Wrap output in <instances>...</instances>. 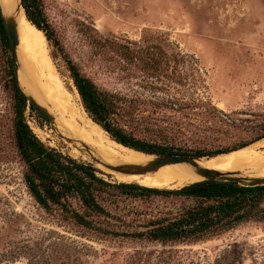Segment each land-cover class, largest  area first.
I'll return each instance as SVG.
<instances>
[{"label":"rangeland","instance_id":"374dc122","mask_svg":"<svg viewBox=\"0 0 264 264\" xmlns=\"http://www.w3.org/2000/svg\"><path fill=\"white\" fill-rule=\"evenodd\" d=\"M39 3L57 78L44 80L45 73L32 68L36 83L25 82L24 93L37 103V97L46 104L71 98L82 115L67 70L70 61L111 97L118 125L162 147L169 153L164 155L194 157L264 138V0ZM9 59L11 51L0 42V264H264V221L197 243L133 236L155 221L178 217L193 200L134 198L110 189L99 196L106 215L88 216V227L57 207H40L26 188V168L14 144ZM24 119L45 146L92 167L103 181L120 184L94 166L97 161L70 157L71 143L36 111L27 107ZM74 208L89 215L75 202Z\"/></svg>","mask_w":264,"mask_h":264},{"label":"trees","instance_id":"16d2710c","mask_svg":"<svg viewBox=\"0 0 264 264\" xmlns=\"http://www.w3.org/2000/svg\"><path fill=\"white\" fill-rule=\"evenodd\" d=\"M21 4L27 20L51 42L39 0H21ZM0 42L5 50H10L1 8ZM7 67L14 101L13 138L16 151L26 168L24 183L31 197L44 210L57 207L78 225L88 227L92 224V219L89 220L88 216L106 215L99 203V196L110 189L134 198L163 196L195 201L193 207L178 217L155 221L147 230L133 235L137 239L159 243H197L219 236L243 223L264 221V186L242 187L232 182L202 181L178 190H165L126 183L111 185L103 181L94 171L45 146L33 134L26 124L24 112L27 107L33 112L35 109L27 103L19 88L10 59ZM67 70L85 112L112 140L147 154H169L164 153L162 147L139 140L121 128L114 119L115 106L111 97L100 91L70 61H67ZM246 146L249 145L209 153L198 152L192 158L216 156ZM74 202L89 215L76 210Z\"/></svg>","mask_w":264,"mask_h":264},{"label":"bare ground","instance_id":"6f19581e","mask_svg":"<svg viewBox=\"0 0 264 264\" xmlns=\"http://www.w3.org/2000/svg\"><path fill=\"white\" fill-rule=\"evenodd\" d=\"M0 8L5 20L12 21L16 25L18 47L15 54L18 67V84L22 91L25 92V82L27 83L30 79L33 80L31 77L33 67L45 73L43 75L44 80L45 77L56 80L57 74L48 55L46 39L43 33L27 20L23 9L20 7V0H0ZM34 82L36 83V81ZM70 99L65 100V102L59 100V102L50 104L47 102L46 104V100L44 101L40 97L36 98L40 105L44 107L47 105L48 109L45 108L53 115L51 130L57 136L59 135L71 142L68 154L70 157L82 159L84 162L97 160L94 166L110 174L115 181L120 183L178 190L203 180V177L196 174L194 167L188 164L167 165L157 171L142 175L122 174L106 169L104 166L145 167L155 157L144 155L114 142L86 116L81 104L82 115L78 116L79 111L75 112V106ZM194 163L199 169H206L222 175L235 174L237 177L250 180L264 178V138L239 150L219 154L216 157L197 159Z\"/></svg>","mask_w":264,"mask_h":264},{"label":"water","instance_id":"95a60500","mask_svg":"<svg viewBox=\"0 0 264 264\" xmlns=\"http://www.w3.org/2000/svg\"><path fill=\"white\" fill-rule=\"evenodd\" d=\"M20 7L23 9V6L21 4V0H20ZM23 11H24V9H23ZM24 14H25V11H24ZM2 17H3V15H2ZM25 17H26V15H25ZM3 24H4L5 32L7 35L9 48L11 51L12 67L14 70L16 82L18 84V76H17L18 67H17L16 54H15L16 49L18 47V35H17L16 25L12 21H6L4 17H3ZM18 86H19V84H18ZM19 88H20V86H19ZM22 93L25 95L27 103L29 105H32L34 107L35 111L37 112V114L41 117V119L51 127V124L53 123V115H51L43 106L38 104L32 97L26 95V93H24L23 91H22ZM59 137H61V136H59ZM61 138H63V137H61ZM67 141H69V140H67ZM114 142H116V141H114ZM69 143H71V142L69 141ZM117 144H119V143H117ZM119 145H121V144H119ZM134 151H136V150H134ZM137 152H140V151H137ZM140 153H143L144 155H148V156H154L155 159L151 163L146 165L145 167H138V166H115V167L114 166H104V167L110 171L118 172V173H122V174H141L142 175V174L149 173L152 171H157L161 167H164L167 165L188 164V165L194 167V171L196 172L197 175L203 177L202 181L238 182V183H243L244 187L264 186V178L250 180V179H246V178L237 177L235 174L222 175L220 173L209 171L206 169H199L194 163L197 159H201L204 157H216L217 155L216 156H204V157H199V158H192V157L179 156V155L155 156V155L147 154L144 152H140ZM95 161H97V160H95ZM81 165H83L84 167H86L87 169H89L91 171L96 172L92 167L86 166L84 164H81Z\"/></svg>","mask_w":264,"mask_h":264}]
</instances>
